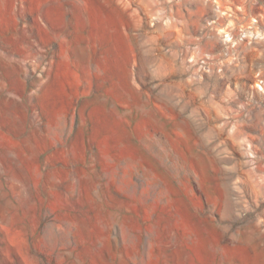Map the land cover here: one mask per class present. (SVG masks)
I'll return each instance as SVG.
<instances>
[{
	"label": "rangeland",
	"instance_id": "1",
	"mask_svg": "<svg viewBox=\"0 0 264 264\" xmlns=\"http://www.w3.org/2000/svg\"><path fill=\"white\" fill-rule=\"evenodd\" d=\"M0 264H264V0H0Z\"/></svg>",
	"mask_w": 264,
	"mask_h": 264
},
{
	"label": "water",
	"instance_id": "2",
	"mask_svg": "<svg viewBox=\"0 0 264 264\" xmlns=\"http://www.w3.org/2000/svg\"><path fill=\"white\" fill-rule=\"evenodd\" d=\"M211 7H212V5H211ZM215 9H217L218 10V8L216 7ZM217 13H215L214 15L215 16H217L219 13H220V10L219 11H216Z\"/></svg>",
	"mask_w": 264,
	"mask_h": 264
},
{
	"label": "bare ground",
	"instance_id": "3",
	"mask_svg": "<svg viewBox=\"0 0 264 264\" xmlns=\"http://www.w3.org/2000/svg\"><path fill=\"white\" fill-rule=\"evenodd\" d=\"M209 4H210V8H211V3L209 2Z\"/></svg>",
	"mask_w": 264,
	"mask_h": 264
}]
</instances>
